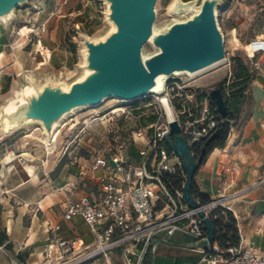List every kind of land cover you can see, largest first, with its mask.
I'll use <instances>...</instances> for the list:
<instances>
[{"label": "built area", "instance_id": "obj_1", "mask_svg": "<svg viewBox=\"0 0 264 264\" xmlns=\"http://www.w3.org/2000/svg\"><path fill=\"white\" fill-rule=\"evenodd\" d=\"M249 48L252 54H248L254 57L264 50V39L253 41ZM255 67L259 64L255 63ZM211 89L195 87L181 78L172 79L163 97L153 95L167 104L170 116L158 114L157 121L147 130L138 129L132 139L119 141L114 151L90 154L84 164L80 156L75 157L78 176L95 180L99 195L69 198L64 218L82 217L95 236L94 245H86L80 239L54 237L46 246V259L41 264H118V260L120 264H151L150 255L157 239H166L176 231L193 236L197 242L207 239L205 217L213 222L219 215L226 217L231 213L238 222L236 203L248 189H227L236 183L239 165L233 163L225 168L228 184L222 193L209 200L195 196L198 207L193 208L184 192L186 171L166 140L171 133L170 121L174 119L196 157L200 155L198 146L206 142L221 123L230 124V137L235 121L214 112ZM124 109L120 113L128 115L134 111L129 107ZM131 143H140L139 163L129 156L127 148ZM69 147L67 144L62 157ZM71 188L77 185L72 184ZM60 229V225L49 228L53 232ZM54 250L58 252L55 259ZM192 264H264V254L243 247L241 242L221 246L215 237L209 250L203 251L201 259Z\"/></svg>", "mask_w": 264, "mask_h": 264}, {"label": "water", "instance_id": "obj_2", "mask_svg": "<svg viewBox=\"0 0 264 264\" xmlns=\"http://www.w3.org/2000/svg\"><path fill=\"white\" fill-rule=\"evenodd\" d=\"M31 0H0V21L5 29L16 19V10L29 7ZM106 5L108 29L98 37L79 33L82 73L71 82L42 81L26 75L18 81L13 96L0 103V130L4 133L28 124L41 126L47 144L56 140L62 122L78 110L97 107L107 99L124 102L143 100L150 95L163 97L172 79H193L227 63L226 37L219 22V8L225 0H175L174 16L162 27L156 25L158 0H102ZM210 97L217 113L228 118V107L221 87H213ZM165 107L168 108L167 104ZM166 140L181 159L187 177L184 186L188 204L198 207L193 185L207 156V144L196 157L182 135L177 120L170 121ZM204 217V213H201ZM208 238L181 246L208 251L215 241V226L205 217ZM158 243H153L150 263Z\"/></svg>", "mask_w": 264, "mask_h": 264}, {"label": "crops", "instance_id": "obj_3", "mask_svg": "<svg viewBox=\"0 0 264 264\" xmlns=\"http://www.w3.org/2000/svg\"><path fill=\"white\" fill-rule=\"evenodd\" d=\"M222 9L226 39L234 41L237 50L244 51L246 63L254 72L250 83L251 99L244 105L243 110L248 114L242 123L234 128L225 147L216 148L208 155L195 180L201 193L212 198L227 188L225 168L233 163L239 165L236 183L227 189H248L236 203L239 242L245 248L264 254V50L252 57L249 48L253 41L264 39V0H228ZM0 40H6L4 32ZM255 63L259 64L258 68ZM4 71L0 76L6 73ZM231 73L230 67L224 75L213 79L210 88L218 86ZM5 149L4 146L0 151V264H21L19 257L13 259L21 251L28 261L34 259L32 264H38L37 259H43L46 246L54 237L80 239L93 246L95 236L91 241L84 233L66 237L62 230L72 231L74 227L70 226L74 223L86 224L80 216L66 220L65 205L69 198L97 197L99 189L95 180L79 177L78 168L75 173L67 171L55 176L57 165L48 168L47 161L45 178L39 184L30 174L24 178L17 174L16 159L11 154L14 152ZM28 153L22 151L14 155L22 157ZM62 159L60 156L58 161ZM85 159L80 156V162ZM72 184L77 188L72 189ZM56 225L61 229L49 230ZM91 233L94 235L92 230ZM166 239L173 244L158 243L152 264H192L203 256V250L180 245L197 242L193 236L176 231Z\"/></svg>", "mask_w": 264, "mask_h": 264}, {"label": "rangeland", "instance_id": "obj_4", "mask_svg": "<svg viewBox=\"0 0 264 264\" xmlns=\"http://www.w3.org/2000/svg\"><path fill=\"white\" fill-rule=\"evenodd\" d=\"M174 2L175 0L157 1L158 27L164 26L176 17L170 13ZM227 2L228 0H225L224 6ZM105 11L106 5L102 0H31L28 8L16 10V19L7 29L0 21V34L2 32L6 34V40L4 42L0 40V72L3 70L6 72L0 76V103L14 95L18 81L26 75L34 74L40 81L49 75L55 80L67 82L77 78L82 73L80 66L83 63L79 33L83 32L91 37L102 35L109 27L105 21ZM218 13L220 25L224 28L223 9L219 8ZM236 46L234 41L226 39L227 63L187 82L195 87L210 88L213 79L224 75L230 67L232 71L234 57L241 56L246 61L244 51L237 50ZM231 74L221 82L231 78ZM124 107L134 111L128 115L112 112L114 109ZM164 113L165 117L172 114L170 109L153 95L132 102L111 98L97 107L78 110L68 116L59 127V135L55 136L53 144L46 143L41 126L36 124L24 125L10 133L0 130V151L4 146L5 150L17 154L28 151L29 153L23 154L22 157H16L11 153L16 159V172L22 178L30 174L33 180L41 183L45 178V162L48 161V168L57 165L54 170L55 176L65 174L67 171L75 173L78 168L76 156L87 158L94 152L114 151L119 141L132 139L138 129L147 130L151 123L157 121L158 114ZM247 114L248 111L244 109L235 128L242 123ZM67 144H70L69 150L59 162V157L62 156ZM139 147L140 143H131L127 148L129 156L136 160V163L141 159L138 154ZM81 163L84 164V160H81ZM70 227L74 229L62 230L66 237L83 233L89 241L94 237L89 225L74 223ZM22 252L13 259L19 257L21 264H32L34 259L28 261ZM52 256L54 259L57 258L58 252L54 250ZM45 259L44 255L43 259H37V263L41 264ZM117 263L120 264V260Z\"/></svg>", "mask_w": 264, "mask_h": 264}, {"label": "trees", "instance_id": "obj_5", "mask_svg": "<svg viewBox=\"0 0 264 264\" xmlns=\"http://www.w3.org/2000/svg\"><path fill=\"white\" fill-rule=\"evenodd\" d=\"M234 66L232 69L231 78H226L218 86L222 88L226 98L228 107V118L235 121V125L238 124L241 119L244 105L251 99L250 95V83L254 76V72L251 71L246 61L241 56L233 58ZM214 112L218 115L215 106L212 105ZM154 118L151 119L153 121ZM244 119V118H243ZM219 133L216 138L209 144H207V156L216 148H223L227 144L230 134V124L221 123L219 126ZM206 142L200 144L197 148L198 153L201 154ZM193 194L199 196L204 200L210 198L200 192L199 186L194 181ZM213 224L216 231V241L221 246H227L228 244H237L239 242V234L237 229V221L234 216L229 213L226 217L219 215L216 219H213Z\"/></svg>", "mask_w": 264, "mask_h": 264}, {"label": "bare ground", "instance_id": "obj_6", "mask_svg": "<svg viewBox=\"0 0 264 264\" xmlns=\"http://www.w3.org/2000/svg\"><path fill=\"white\" fill-rule=\"evenodd\" d=\"M125 108V107H124ZM124 108H117V109H114L113 113L114 112H123L125 109ZM102 118V117H101ZM100 119V118H99ZM59 130V129H58ZM57 130V132L55 133V136L57 137L59 135V131Z\"/></svg>", "mask_w": 264, "mask_h": 264}]
</instances>
